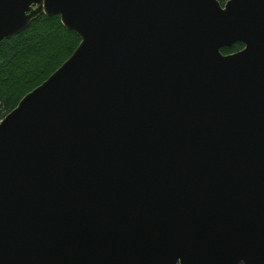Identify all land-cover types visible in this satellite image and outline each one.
<instances>
[{
  "label": "water",
  "instance_id": "95a60500",
  "mask_svg": "<svg viewBox=\"0 0 264 264\" xmlns=\"http://www.w3.org/2000/svg\"><path fill=\"white\" fill-rule=\"evenodd\" d=\"M41 13L81 43L0 122V264H264V0H0V42Z\"/></svg>",
  "mask_w": 264,
  "mask_h": 264
},
{
  "label": "trees",
  "instance_id": "16d2710c",
  "mask_svg": "<svg viewBox=\"0 0 264 264\" xmlns=\"http://www.w3.org/2000/svg\"><path fill=\"white\" fill-rule=\"evenodd\" d=\"M223 5L228 0H219ZM81 43L65 27L60 15L41 13L24 31L0 42V122L19 102L43 84L68 60ZM244 48L241 42L222 49L224 54Z\"/></svg>",
  "mask_w": 264,
  "mask_h": 264
}]
</instances>
